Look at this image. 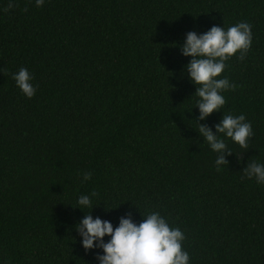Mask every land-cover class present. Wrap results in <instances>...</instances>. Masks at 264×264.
Returning <instances> with one entry per match:
<instances>
[{"label": "trees", "instance_id": "obj_1", "mask_svg": "<svg viewBox=\"0 0 264 264\" xmlns=\"http://www.w3.org/2000/svg\"><path fill=\"white\" fill-rule=\"evenodd\" d=\"M9 2L0 0V264H97L100 250L85 251L74 228L84 212L115 227L151 211L183 231L189 264H264V184L241 171L264 163V0ZM238 21L252 40L225 63L235 87L220 111L243 113L253 135L246 148L226 139L232 154L217 171L197 123L215 133L222 113L196 121L178 46L188 31ZM21 66L32 98L12 78ZM80 195L92 209L75 208Z\"/></svg>", "mask_w": 264, "mask_h": 264}, {"label": "clouds", "instance_id": "obj_2", "mask_svg": "<svg viewBox=\"0 0 264 264\" xmlns=\"http://www.w3.org/2000/svg\"><path fill=\"white\" fill-rule=\"evenodd\" d=\"M43 3L44 0H34L36 7ZM8 6H12L11 0ZM250 28V24L245 21H238L227 28L213 24L200 34L188 31L183 44L178 46L182 56L190 57L183 68L189 81L195 86L193 95L197 99L194 107L199 113L196 121H204L210 114L220 111L225 104L222 92L235 87L221 73L225 69L226 61L233 55L239 53L238 58L243 59L251 45ZM12 78L26 98L34 96L36 88L27 68L21 66L13 73ZM197 125L203 142L207 143L211 151L217 153L214 161L217 171L227 164L225 156L232 154L226 139L246 148L253 135L251 123L243 113H222L221 119L213 126L215 133L204 124ZM241 171L247 178H254L257 184H264V163L248 160ZM90 175L85 172L82 179L86 181ZM90 195L95 196V193ZM90 195H80L75 208L92 209L94 205ZM142 217L136 223L131 214H126L119 218L114 227L110 221L84 212L74 228L85 251L94 248L100 250L95 257L97 264H189V254L182 247L185 239L183 231L179 227L170 226L158 211H151ZM105 237L108 239L105 240Z\"/></svg>", "mask_w": 264, "mask_h": 264}]
</instances>
